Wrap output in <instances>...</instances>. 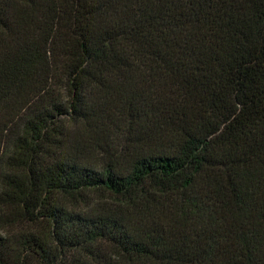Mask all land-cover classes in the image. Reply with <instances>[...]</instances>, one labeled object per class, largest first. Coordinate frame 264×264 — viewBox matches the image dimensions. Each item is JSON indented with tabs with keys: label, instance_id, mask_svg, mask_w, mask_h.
I'll return each instance as SVG.
<instances>
[{
	"label": "trees",
	"instance_id": "trees-1",
	"mask_svg": "<svg viewBox=\"0 0 264 264\" xmlns=\"http://www.w3.org/2000/svg\"><path fill=\"white\" fill-rule=\"evenodd\" d=\"M0 264H264V0H0Z\"/></svg>",
	"mask_w": 264,
	"mask_h": 264
},
{
	"label": "rangeland",
	"instance_id": "rangeland-1",
	"mask_svg": "<svg viewBox=\"0 0 264 264\" xmlns=\"http://www.w3.org/2000/svg\"><path fill=\"white\" fill-rule=\"evenodd\" d=\"M60 71H61V67L59 66ZM134 83V82H133ZM134 84H130L128 89H123V88H119L117 90H113L114 95L110 94V99H118L119 97H123V95L127 94V92L130 91L131 87H133ZM139 85V84H138ZM110 106L113 107L114 103H110ZM118 114L117 112L114 114V119H118V117H116ZM73 128H69V133H70V137L68 138V142H67V147L66 148H72L71 146H73V142H75L76 144L80 145L81 151H82V158L84 159V163H86V165H90V166H96L97 164H99V161H101L100 159V155L97 152V150H93L92 145L94 144V142H96L97 140H103V137H108L110 140L113 136L115 142H117L116 139H118L119 130L114 129L113 126L112 128H108L110 131H108L107 133L103 134V131L96 129L95 127L93 128H88L87 126H84L82 131L83 133H80L74 126H71ZM75 128V129H74ZM117 134V135H115ZM117 136V137H116ZM92 137V138H89ZM97 139L96 141H94V139ZM72 143H71V142Z\"/></svg>",
	"mask_w": 264,
	"mask_h": 264
}]
</instances>
